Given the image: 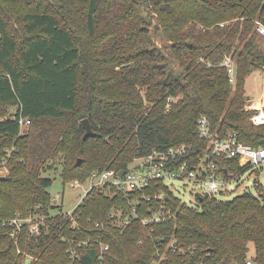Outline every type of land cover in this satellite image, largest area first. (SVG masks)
Masks as SVG:
<instances>
[{
    "label": "trees",
    "instance_id": "trees-1",
    "mask_svg": "<svg viewBox=\"0 0 264 264\" xmlns=\"http://www.w3.org/2000/svg\"><path fill=\"white\" fill-rule=\"evenodd\" d=\"M259 21L264 0H0V164L10 166L0 174V264H67L63 233L101 234L110 244L104 253L81 247L74 264H156L157 237L161 251L172 237L196 246L195 254L170 252L160 264H264V198L251 191L228 200L198 194L193 205L161 181L175 215L153 234L137 218L114 225L110 211L124 201L101 189L78 207L84 230L59 214L37 234L26 223L12 235L8 222L56 209L48 188L58 166L64 183L85 180L181 142L193 145L195 163L208 150L198 134L202 115L220 136L236 131L264 146V124L252 121L244 94L247 78L264 71ZM161 36L171 44L158 46ZM227 54L237 61L236 83L221 64ZM22 116L31 119L24 132ZM86 117L95 134L85 138ZM217 161L227 179L249 165Z\"/></svg>",
    "mask_w": 264,
    "mask_h": 264
},
{
    "label": "built area",
    "instance_id": "built-area-1",
    "mask_svg": "<svg viewBox=\"0 0 264 264\" xmlns=\"http://www.w3.org/2000/svg\"><path fill=\"white\" fill-rule=\"evenodd\" d=\"M221 24H224V22ZM256 30L264 36V23L259 21ZM204 59L202 58V60ZM221 64L226 66L229 80L236 83L238 74L236 58L232 54H227ZM251 119L255 124H264V102L255 108ZM19 122L23 128L31 123V119L22 116L19 118ZM198 134L207 141L208 150L196 154L195 163H192L190 159L193 155V145L181 142L166 148L155 147L149 154L136 158L130 167L125 170L113 167L95 169L85 180L76 178L68 182L73 187H84L85 182H89V186L75 207L63 209L59 198L52 196L53 206L56 209L58 207L57 210L55 209L49 215L23 217L19 214L13 217L8 221L13 226L12 235L17 236L21 227L26 223L29 224L30 231L37 234L46 219L57 214L69 222L72 229L76 231L84 230L85 223L78 207L87 198L93 197L95 189H101L112 197L117 194L121 195L124 204L117 205L109 214L114 225L125 227L132 222L133 218H137L145 226L148 233L153 234L156 224L167 221L175 215L166 191L159 186V182L162 181L166 188L174 194L176 193L170 182L172 184L174 181L192 182L200 186L201 192L198 194L209 198H218V194L225 190L228 180L224 176L217 159L238 157L242 165L261 164L264 161V146L256 147L240 140L236 131H232L226 136H220L218 131L213 129L206 115L199 118ZM9 170L8 160L0 164V174H6ZM91 219L88 218V221ZM96 225L98 226L99 223L97 222ZM62 240L68 243L67 250L69 251L70 260L67 264H74L80 258L81 247L98 245L102 253L110 248L109 242L101 234L97 236L87 235L82 238L77 233L71 236L63 233ZM155 240L160 243L159 246L161 247L162 237H157ZM138 242L143 243L144 238L140 237ZM160 247L157 250L159 259L156 260V264L168 261L170 252L178 255H185L186 253L193 255L196 249L195 245L185 247L176 237L169 239L168 246L164 251H161ZM101 258H103V255H101ZM247 262L252 264L251 259ZM170 264L174 263L170 262Z\"/></svg>",
    "mask_w": 264,
    "mask_h": 264
},
{
    "label": "rangeland",
    "instance_id": "rangeland-1",
    "mask_svg": "<svg viewBox=\"0 0 264 264\" xmlns=\"http://www.w3.org/2000/svg\"><path fill=\"white\" fill-rule=\"evenodd\" d=\"M160 27V23L155 21L153 28ZM158 46L164 48L166 44H171V41L165 40L163 36L157 39ZM258 44L260 49H264V37H258ZM173 69V68H172ZM234 85V84H233ZM234 90L236 86L234 85ZM244 94L249 99L246 100V108L250 109L258 107L264 102V71H254L246 80L244 84ZM255 99V100H254ZM16 107L9 106L7 112L9 114L14 113ZM28 126L23 127V132L26 131ZM241 162V161H240ZM241 164V163H240ZM50 172V171H49ZM53 177V184L48 188L52 196L59 198L60 204L62 203L63 209H71L81 199L86 188L89 186V182L80 187H73L70 183H64L60 167L53 169L50 173ZM228 184L225 190L218 194V198L223 200L232 199L234 196L242 194L245 191H251L260 198H264V161L261 164H249L241 172L230 175ZM171 186L174 189L176 195H178L183 201L189 204H198L196 196L201 192L200 186L195 185L192 182H180L174 181ZM62 201V202H61ZM254 253V249L250 251V254ZM25 264H30V259H27Z\"/></svg>",
    "mask_w": 264,
    "mask_h": 264
},
{
    "label": "water",
    "instance_id": "water-1",
    "mask_svg": "<svg viewBox=\"0 0 264 264\" xmlns=\"http://www.w3.org/2000/svg\"><path fill=\"white\" fill-rule=\"evenodd\" d=\"M82 124L86 128V132L84 134L85 138L87 136H89V135H94L95 134V131L93 130L92 124H91V122H90L88 117L82 119ZM81 161H82L81 158H79L77 162L80 163Z\"/></svg>",
    "mask_w": 264,
    "mask_h": 264
},
{
    "label": "bare ground",
    "instance_id": "bare-ground-1",
    "mask_svg": "<svg viewBox=\"0 0 264 264\" xmlns=\"http://www.w3.org/2000/svg\"><path fill=\"white\" fill-rule=\"evenodd\" d=\"M259 107V106H258ZM257 108V107H256Z\"/></svg>",
    "mask_w": 264,
    "mask_h": 264
},
{
    "label": "crops",
    "instance_id": "crops-1",
    "mask_svg": "<svg viewBox=\"0 0 264 264\" xmlns=\"http://www.w3.org/2000/svg\"><path fill=\"white\" fill-rule=\"evenodd\" d=\"M255 100V99H254ZM263 103V102H262Z\"/></svg>",
    "mask_w": 264,
    "mask_h": 264
}]
</instances>
